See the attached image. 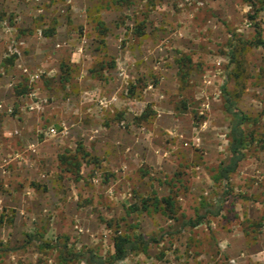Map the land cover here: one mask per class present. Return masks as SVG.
<instances>
[{
    "label": "rangeland",
    "instance_id": "obj_1",
    "mask_svg": "<svg viewBox=\"0 0 264 264\" xmlns=\"http://www.w3.org/2000/svg\"><path fill=\"white\" fill-rule=\"evenodd\" d=\"M254 2L0 0V264H87L71 258L89 250L112 263L121 234L156 242L114 264H264ZM224 87L250 133L228 193ZM166 197L173 215L140 208Z\"/></svg>",
    "mask_w": 264,
    "mask_h": 264
},
{
    "label": "trees",
    "instance_id": "obj_2",
    "mask_svg": "<svg viewBox=\"0 0 264 264\" xmlns=\"http://www.w3.org/2000/svg\"><path fill=\"white\" fill-rule=\"evenodd\" d=\"M252 5H255L254 0H250ZM255 47H263L264 48V40L262 39L261 33L258 31L257 39L252 42ZM236 52L235 46L232 45L230 48V59L232 61L235 60ZM224 94L226 98V103L228 105V110L232 116L231 123V142H230V155L226 162H224L219 170V176L221 180L225 183V189L228 193L230 190V178L233 173H235L240 165V163L245 158L244 149L247 146V139L250 136L249 130L247 129L246 123L248 121V117L239 109L236 108L235 102L231 99L228 92L226 91V87H224ZM253 133L251 134V136ZM61 163L66 165V171L74 172V169L80 170L81 163L77 160V156L66 157L63 156L61 158ZM153 202L150 203L149 201ZM141 209L150 210L153 208L156 212H163L167 215L174 214L175 201L172 197L166 198H146L142 199ZM218 215L219 212H212L210 210L207 211V215ZM206 216H198L196 220H187L182 223V228L186 226L190 227H198L204 223ZM31 240L35 239V236L29 235ZM156 242L153 239L148 240L144 235H136L135 237H130L128 235H118L114 238V249L115 253L112 256V263H107L105 258L99 257L94 251L89 250L86 252H80L74 254L71 259H84L87 264H114V262H121L127 259L130 255L135 252H144L148 249L150 243ZM40 245L45 246L47 248L55 247L52 244L40 242ZM68 247V238L65 239V245L63 247L62 253H66ZM64 261L68 262L66 256H63Z\"/></svg>",
    "mask_w": 264,
    "mask_h": 264
},
{
    "label": "crops",
    "instance_id": "obj_3",
    "mask_svg": "<svg viewBox=\"0 0 264 264\" xmlns=\"http://www.w3.org/2000/svg\"><path fill=\"white\" fill-rule=\"evenodd\" d=\"M3 107V106H2Z\"/></svg>",
    "mask_w": 264,
    "mask_h": 264
}]
</instances>
